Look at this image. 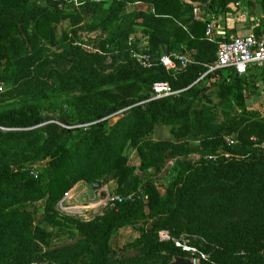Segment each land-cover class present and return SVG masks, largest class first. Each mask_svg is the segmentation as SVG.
Listing matches in <instances>:
<instances>
[{
  "label": "trees",
  "instance_id": "16d2710c",
  "mask_svg": "<svg viewBox=\"0 0 264 264\" xmlns=\"http://www.w3.org/2000/svg\"><path fill=\"white\" fill-rule=\"evenodd\" d=\"M74 1L0 0V80H13L0 99L18 98L0 107V264H169L175 256L189 257L159 240L164 229L205 240L207 258L197 257L198 264H264V114L248 111L245 97L254 85H264V67L245 75L219 70L200 80L219 45L231 39L210 40L207 23L193 14L195 4L224 13L240 0H80L93 13L84 27ZM257 1L264 12V0ZM138 2L152 13L129 11ZM60 25L64 43L76 27L102 31L95 47L113 55L111 66L118 58L125 63L105 74L106 57L71 45L48 57L42 39L56 43ZM140 50L151 57V69L130 58ZM173 54H187L194 63L167 72L159 61ZM49 63L58 65L49 70ZM157 82L181 92L152 100ZM76 90L80 95L58 98ZM258 96L264 103V86ZM164 125L174 141L150 140ZM129 148L140 156L138 169L130 164ZM167 152L177 169L162 195L136 171L156 174ZM191 154L200 159H189ZM111 181L123 201L103 215L85 221L59 212L77 184L97 190ZM38 203L43 219L35 225ZM150 221L149 228H137ZM126 226L140 237L123 249L139 248L142 256L115 261L110 242ZM55 235L75 244L43 252Z\"/></svg>",
  "mask_w": 264,
  "mask_h": 264
},
{
  "label": "rangeland",
  "instance_id": "374dc122",
  "mask_svg": "<svg viewBox=\"0 0 264 264\" xmlns=\"http://www.w3.org/2000/svg\"><path fill=\"white\" fill-rule=\"evenodd\" d=\"M74 5L76 8H78L79 12L83 13L84 22L82 23L81 26L84 27L86 24H89L92 21V17H93V13L89 10V7L84 2H80V0H75ZM65 7L67 8V7H69V5L65 6ZM62 27H63L62 25L59 26V31L57 32L56 40H55L56 43H52L51 40H48L46 38L42 39L43 44L49 49V51L47 52L48 57L51 58L54 54L62 53L64 51V49L68 48L69 45H71V46L81 48L87 54H98V55H102V56L106 57L105 63L108 65V68L105 70V74L115 73L117 66L125 63L124 59L118 58L116 63L113 66H111L112 61H113V59H112L113 55H105V53L102 50H99L98 48L95 47V44L101 39V36H102L101 32L102 31L99 30V31L91 32V31L85 30L84 28L76 27V28H73L72 30H70V36H69L70 41H69V43H64L63 41H59L62 38V36H61ZM142 37H143V35H137L136 36V38H138V39H141ZM132 38H134V35ZM131 41H133V40H131ZM140 53H141V50L140 51H134V52L132 51V53L130 54V58L136 60L135 55L140 54ZM57 65H58V63H54V64L49 63L48 69L52 70L55 67H57ZM67 66H68V64H67ZM12 86H13V80L12 79H7V80L1 79L0 80V95H3L6 91L8 92ZM255 93H257V89L255 90ZM78 95H80V92L76 90V91H72V92L71 91L67 92L66 94H62L58 98L64 99L67 96L73 97V96H78ZM58 98H53L50 101H56V99H58ZM17 100H18L17 97H13L11 99L8 97H5V99L3 101H1V99H0V107L4 106L6 104H14L17 102ZM253 100L254 101H249V107L247 108L248 111L259 114V115L260 114L263 115L264 114V109H263L264 103H263V101L261 100V98L258 95L254 96ZM214 101L217 103L218 99L214 98ZM218 114H219V120L221 121L223 119L222 118L223 115L221 114V109H219ZM118 119H119V117L115 118V119H111L112 120L111 123L116 122ZM149 139L154 141V142L174 141V138L172 137V135L170 133V128L165 126V125L164 126H158L155 129L154 133H152V135L149 137ZM230 139H234V138L230 137ZM126 153L129 157L130 164L132 166H134L136 169H138L140 166V156H139L138 152L136 150H134L133 148H131V149L129 148L128 150H126ZM219 155H226V154H224L223 152H219ZM226 156H228V155H226ZM188 157H189V159H192L194 161L200 159V156L197 154H191ZM209 158L215 159L216 157L211 156ZM175 160H176L175 156L172 155L171 152H167L165 155V159H164L165 166L159 172H156V174L153 175L151 173L142 174L139 170H137L136 174L139 175L143 179L145 185L148 183V181H154L157 184L159 192L162 195H165L164 188L167 186L168 182L174 177L175 171L177 169ZM84 185L87 187L88 192H90L91 194H94V191L96 189L93 186L88 185V184H84ZM107 185L108 184H105L101 189H104ZM113 185L116 186L117 184H113ZM108 187H110V184L108 185ZM101 189H97L95 191V195L91 196V202L90 203H88V202H86V203L91 204L93 201L96 202L97 201L95 199L96 195L98 198L99 197L104 198L106 196V194H105V192H99ZM112 196H113V199H115V200L120 198L119 195H115L114 193L112 194ZM111 204H112V206L103 205V208L104 209L108 208V207L113 208L114 202H111ZM36 207L38 209V212L35 216V225L39 224L43 219V211H42L43 210V204L38 203V204H36ZM30 209H32V208H30ZM90 211H94V210H90ZM59 212L62 214H66L62 210V208H59ZM73 212L74 211H72L71 213L73 214ZM88 213H86V214H88ZM76 216H78L77 218L82 217L81 215H76ZM94 216L96 217L95 212H93L91 214V216H88V217L93 218ZM80 219H82V218H80ZM150 225H151V221L148 223H140L137 226V228L140 227V228L145 229V228H149ZM130 229H132V228H130ZM134 232H138L139 237H140V232L138 230H136L135 228H133L130 231L131 236H129L128 238L123 240V242H122V243H124L123 247L126 244L133 243L137 239V238L135 239L133 236ZM125 235H120V237H124ZM158 235H159V240L161 242H169V241H171L172 238H178V239L185 241L186 243H188L192 247H195L200 252H203L202 248L205 246V240L203 238H200V237L195 236V235H190L188 233H183L180 237H175L174 235H172V233L169 230L164 229V230H160ZM116 240L118 241V233L112 239V243H113L112 246H113V249L116 251V255L114 257V259H116L115 261H121V260L127 261V260L135 259V258L142 256V251L139 248H136V247H127L125 249H123V247L120 248L122 243H120L119 244L120 246H119L118 244H116ZM74 244H75V240L70 239L68 236L60 237V236L55 235V236L50 238V243L48 245L44 244V245H42V247H43V252H47V251L54 250V249H60V248L65 247V246H72ZM241 254H242V257H244L243 259L247 260V257H245L244 252H241ZM188 256L190 257L191 254H188ZM261 256L263 257V260H264V252L261 253ZM190 258H193V257H190ZM7 264H12V262L9 261ZM35 264H44V263H41V262L37 263L36 262ZM197 264H198V261H197Z\"/></svg>",
  "mask_w": 264,
  "mask_h": 264
},
{
  "label": "crops",
  "instance_id": "0c3cea01",
  "mask_svg": "<svg viewBox=\"0 0 264 264\" xmlns=\"http://www.w3.org/2000/svg\"><path fill=\"white\" fill-rule=\"evenodd\" d=\"M185 2H190V0H184ZM129 11H143L146 13H152V8L149 4L138 2L136 4L129 6ZM195 10H198L197 13H195ZM194 20L195 21H201L207 23V25L213 26V32L210 36L207 35L206 30V37L210 40H214L217 35H220L219 33H226L223 36H228V38L233 39L238 36H245L249 35L251 33H264V29L260 27L261 20L263 18L264 12L261 4L257 0H240L238 3L237 8L234 5L230 6V11L224 12V13H212L205 10V6H200L199 4H195L194 8ZM208 28V26H207ZM194 63V61H193ZM209 65V64H208ZM263 83L256 84L252 87L249 93H246L245 97L247 101H254V96H257L259 93L263 90ZM257 89V93H255V90ZM261 90V91H260ZM253 103V102H252ZM85 183H79L77 184L69 193H68V199L66 202L62 201L61 204L63 206L59 208H62V210L67 215H72L75 217V214L73 215L72 211H80L82 212V220L90 221L95 218H89L88 216H91L93 212H95L96 217L101 216L104 214L105 209L103 208V205H109V199L112 197V194L114 193L115 189L117 188V184L115 181H111L110 187L108 185L101 189L99 192H105L106 196L103 197H95L97 200L96 202H92L91 204H88L91 202V196L95 195L88 192L87 187L84 185ZM104 190V191H103ZM64 202V203H63ZM88 202V203H86ZM94 210V211H90ZM89 212V213H88ZM88 213V214H86ZM79 218V219H80ZM85 218V219H84ZM133 227L126 226L118 232V241L116 240V244H120L131 236L130 229ZM126 234V235H125ZM120 235H125L124 237H120ZM134 238L139 237L138 232H134L133 234ZM113 239V238H112ZM112 240L110 242L111 247L112 246ZM124 243L121 244L120 248H122Z\"/></svg>",
  "mask_w": 264,
  "mask_h": 264
},
{
  "label": "built area",
  "instance_id": "2783aa9c",
  "mask_svg": "<svg viewBox=\"0 0 264 264\" xmlns=\"http://www.w3.org/2000/svg\"><path fill=\"white\" fill-rule=\"evenodd\" d=\"M198 10H195L197 13ZM213 32V26L208 25L207 35L210 36ZM220 35H224L222 32ZM136 60L141 67L145 69H151L154 64L151 57L146 53H140L135 55ZM161 66L167 72H180L188 65L193 63L191 57L187 54H173V55H163L160 58ZM207 71L201 75L200 80L207 78L209 74H213L216 71L224 69H232L238 75H245L249 68L251 67H264V33H251L245 36H238L230 40V42H223L219 45L218 52L215 61L207 65ZM152 100L164 99L172 96L178 95L181 91H174L168 82H157L152 87ZM121 113L115 114L110 117V119L118 118ZM252 140L256 141L255 138ZM229 144H234V140L229 139ZM32 174L36 175V172ZM68 199V194L64 198V202ZM119 203L123 201L122 198L116 199ZM113 196L108 200L109 205L112 206L111 202L116 201ZM63 202V203H64ZM63 204H61V207ZM73 214L82 215L80 211H74ZM173 242L177 248L182 249V251L191 254L195 260L206 259V255L198 251L195 247H192L185 241L172 238ZM198 257V258H197Z\"/></svg>",
  "mask_w": 264,
  "mask_h": 264
},
{
  "label": "water",
  "instance_id": "95a60500",
  "mask_svg": "<svg viewBox=\"0 0 264 264\" xmlns=\"http://www.w3.org/2000/svg\"><path fill=\"white\" fill-rule=\"evenodd\" d=\"M169 264H197V261L190 257L175 256Z\"/></svg>",
  "mask_w": 264,
  "mask_h": 264
}]
</instances>
